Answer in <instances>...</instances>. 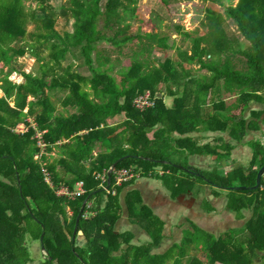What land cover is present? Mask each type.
<instances>
[{"label":"trees","instance_id":"trees-1","mask_svg":"<svg viewBox=\"0 0 264 264\" xmlns=\"http://www.w3.org/2000/svg\"><path fill=\"white\" fill-rule=\"evenodd\" d=\"M27 1L0 0V62L10 68L0 81L5 93L0 98V264H34L27 241L31 236L41 242L43 225L49 255L41 264H264V176L256 189L233 188L254 186L264 165V111L252 109L254 104L264 105V0H239L236 6L224 0H204L212 2L208 20L203 22L207 33L187 31L176 24L191 47L178 48L174 54L168 37L158 32L127 34L137 0H68L58 12L50 0H36L35 8ZM160 1L171 8L172 2L194 0ZM58 16L73 19V30L59 32ZM102 17L106 29H116L114 36L100 28ZM228 17L236 22L249 47L229 34ZM137 19L144 21L139 13ZM30 23L36 24L32 38L40 47L27 42ZM105 41L120 54L129 44L128 64H122L119 56V71L114 56L108 58L100 49ZM30 47L38 59L39 74L19 68V58ZM45 47L51 49L48 60L37 52ZM155 51L163 53L165 60L153 57ZM68 55L81 56L93 77L85 76L75 64L64 67ZM238 55L246 58L242 69ZM202 71L207 73L202 75ZM14 72L25 81L10 80ZM50 89L68 92L64 102L72 105L74 113L56 115ZM147 93L154 105L137 108L136 98ZM226 95L237 100L229 103ZM165 97L173 98L172 106ZM119 117L123 122L111 125ZM29 118H35L39 131L45 133L48 153L60 150L58 158L50 161L45 155L42 161L36 159L40 149L35 130L27 124ZM23 124L30 132L16 133ZM207 133H224L240 144L251 136V166L238 164L226 175L191 166L188 158L192 155L210 156L219 162L233 155L236 146L225 138L201 144L198 135ZM126 156L115 170H134L137 177L124 185L140 177L159 178L174 197L181 192L196 194L198 186L211 185L217 197H229L227 208L241 217L244 209H253L247 234L234 230L217 236L193 224L180 243L154 254L164 238V223L143 203L139 192L133 191L126 197L130 219L151 239L133 245L132 234L117 230L124 185L114 195L102 188V180L96 176L109 173ZM43 162L56 184L73 186L83 180L87 192L72 200L57 196L44 179ZM59 167L65 168V175L59 173ZM91 194L90 202L96 199L97 205L85 207L75 232L81 206ZM106 198L108 203L102 208ZM204 208L216 209L209 199ZM87 210L93 216H87ZM79 231L85 238L83 244L78 243Z\"/></svg>","mask_w":264,"mask_h":264},{"label":"rangeland","instance_id":"rangeland-1","mask_svg":"<svg viewBox=\"0 0 264 264\" xmlns=\"http://www.w3.org/2000/svg\"><path fill=\"white\" fill-rule=\"evenodd\" d=\"M68 0H50L51 5L56 9L58 12L61 5ZM227 5L234 4L235 6L239 3V0H224ZM172 7L167 8L162 4L160 0H137L135 4H133V7L136 8L137 12L135 14V17L131 19L130 22V28L127 32L128 35H136L138 32L142 31H155L161 34V36L168 37L167 44L171 47L174 46L173 51L171 53H175L178 48L188 50L191 47V42L190 40H185V36L181 35L180 32L176 29L175 25L180 24L183 25V27L186 28L187 31H193V32H198L200 34H205L207 33V28L205 27L203 22H207V14H208V8L211 1H204V0H194L191 2H186V1H176L172 2ZM27 4L29 7H37L38 1L36 0H30L27 1ZM105 5V3H104ZM221 8V7H220ZM221 10V9H220ZM224 10V9H222ZM138 13L141 14L144 17V21H141L137 19ZM73 19L70 21H66L61 16H58L57 18V29L59 32H64L66 30L72 31ZM226 28L229 32L230 35H232L237 42L239 43H244L245 47H249V43L245 40L243 37L242 33L238 29V25L234 20L231 18H227L226 21ZM100 28L106 32L107 34L114 36L116 34V29H106V22L105 19L102 17L100 20ZM29 36L27 42L36 45L40 47V45L35 41V39L32 38V34L36 32V24L35 23H30L29 24ZM236 42V43H237ZM101 51L103 52V55L106 57H113V61L117 63V71L121 69V64L118 60V57L121 56L122 58V64H128V61L126 57L129 55L130 47L129 44L124 46V54H120L119 51L115 48V46H112L108 42H102L99 44ZM123 46H120L123 48ZM40 54L43 57H46V59H49V55L51 53V49L48 47H45L43 50L42 48L40 49ZM153 57H156L159 61H164L165 56L163 53H159L157 51L154 52ZM79 59H75L74 57H71L68 55L67 59L63 61V66L66 67L70 64H75V67L83 73L85 76H89V78L93 77V72L91 71L89 66H84L83 65V60L81 56H78ZM237 61L240 63V69L246 67V58L243 56L238 55L236 58ZM37 57L34 56L32 53V48H29L28 53L24 56L19 58V68L21 71H26L27 73L33 72L34 74H39L40 72V65L37 61ZM196 70H198L199 67L194 66ZM10 68L5 66L3 62H0V81L5 77V75L9 72ZM19 71V72H21ZM19 72H14L10 80L17 82V83H23L25 81V77L22 76ZM199 72V71H198ZM206 74V71H202L203 75ZM197 74V75H200ZM87 88V87H86ZM90 90V89H87ZM50 94L53 99V103L56 105V115H62V116H68L74 113L75 109L72 107L71 104L65 105V99L68 96V92L63 93L60 89H50ZM5 97V93L2 90V83L0 82V98ZM226 100L229 103H234L237 100L236 96L232 95H226L225 96ZM165 102L168 106H172L173 104V98L171 97H165ZM12 106H15V102H11ZM35 122V118H31ZM123 122V118L119 117L115 119V121L111 122V125H119ZM259 137L261 134H257ZM203 139L205 142H214L216 143L219 138H227L230 140L231 138L227 134L219 133V134H214V133H207L203 135H198ZM258 137V138H259ZM251 139V137L249 138ZM250 141V140H248ZM49 158L50 161H52L54 157V153H48L46 154ZM243 157H249V153L243 154ZM46 163V162H43ZM120 170H115L113 177L116 179V174ZM109 174V173H108ZM109 179V175H108ZM109 181V180H108ZM127 182V181H126ZM124 182V183H126ZM124 183L122 185H124ZM120 185V186H122ZM206 187V186H205ZM104 190H107L106 188L102 187ZM211 189H208L205 191V194L209 195L211 193ZM198 188H196V191ZM87 192V190H86ZM63 198H66L67 200H70L69 197L63 196ZM96 199H94L95 201ZM215 200V199H214ZM221 202V201H220ZM86 206L91 207L92 205L86 204ZM222 207V205L220 206ZM70 209V208H69ZM68 209V211H69ZM188 220L194 221V224L200 225L202 227H205L206 229L211 230L212 232L217 233V235H222L221 233L225 232L228 230L231 226L230 224V219H222L220 220L219 214H217L216 217H214V214H207L206 217L201 216V213L198 212V208L194 209V211L189 212V217ZM183 225L185 227H188V221L184 219ZM190 227V226H189ZM188 227V229H189ZM177 232V234L175 233ZM170 238L168 239V244H171L173 242H181V237L183 235L180 234L179 231H174L171 232ZM83 235H79L78 238V243H84L82 239ZM27 245L31 250L32 256L35 259L34 264H41L42 258L45 256L44 252L42 250V245L40 241H35L31 236H29ZM155 251H158L155 250Z\"/></svg>","mask_w":264,"mask_h":264},{"label":"crops","instance_id":"crops-1","mask_svg":"<svg viewBox=\"0 0 264 264\" xmlns=\"http://www.w3.org/2000/svg\"><path fill=\"white\" fill-rule=\"evenodd\" d=\"M252 109L264 111V105L254 104L252 106ZM215 134H219V133H215ZM201 135L204 136V134ZM225 139L228 143H233V145L236 146L231 159L219 162L210 156L192 155L188 158V163L191 166L204 171L217 170L221 175H226L231 173L238 164H241L244 167L249 168L251 166V161L253 159V151L248 144L249 142L248 140L251 139H248L243 144L234 141L232 138L230 140H228L227 138ZM201 142H202L201 144L209 143V142H205L203 139H201ZM98 152L99 149L97 150L96 154ZM244 153L245 154L249 153V157H243ZM59 156H60V150L56 149L54 151V157L52 161L54 160V158L56 159ZM86 166L90 167L91 165L90 163H86ZM58 171L59 173L64 174L65 168L59 167ZM157 171L160 174H162L163 172L161 169H158ZM69 177L70 175H67L66 178ZM197 188L198 190L196 191V194L192 192H181L174 197L172 195V192L163 183V180L159 178L140 177L135 179L132 183L125 184L122 187L120 193V205L122 210L120 212V221L117 226L118 233L132 234L133 239L131 243L133 245H142L151 240L146 230L143 229L139 223H134L130 219V217H132V213L130 212V207L126 202V197L128 196V193L133 191H138L139 194L141 195L143 203L148 207V209L152 211L154 216L159 218L164 223V229H163L164 238L162 239L160 245L153 249L152 252L154 254L165 253L174 244L179 243V242H173L171 244H168V239L170 238V234H172L171 232L174 231L175 229L176 231H179L180 234L183 235L184 237L185 230L188 229L189 226L191 227V225L194 224V221L188 220L189 212L194 211V209L197 208H198V212H200L201 216L203 217H206L207 214H214V217H216L217 214H219L220 220L230 219L229 220L231 224L230 228L221 234H227L234 230H237L240 232V234H243L244 230H246L247 225L250 222V219L253 217V209L251 207L244 209L241 217L238 212L229 210L227 208L229 202V197L227 195L223 194V196H219V197L216 196L215 187L208 184H204L202 186H198ZM210 188H212L211 193L209 195L205 194V191ZM224 193L227 194L228 191H224ZM206 199H209L212 202V204L216 208L214 211H208L204 208V202ZM107 203H108V199L106 198L104 200V204L102 208L105 207ZM87 204L95 206L97 205V200L91 202L89 201L87 202ZM221 205L222 207H220ZM137 208L140 209L139 205ZM71 212L72 211L69 209V216H71ZM86 213L87 216H93L94 214V212H92L91 210H87ZM136 214L138 213L135 211L134 216H136ZM184 219L188 221L189 224L188 227H185L183 223H181L184 221ZM198 226L211 234L217 235V233L212 232L211 230L206 229L205 227H202L200 225ZM175 233L177 234V232ZM245 234H247V230ZM217 236H221V235H217ZM183 237H181V240H183ZM82 239L85 243V238L83 236ZM157 249L158 251H155Z\"/></svg>","mask_w":264,"mask_h":264},{"label":"built area","instance_id":"built-area-1","mask_svg":"<svg viewBox=\"0 0 264 264\" xmlns=\"http://www.w3.org/2000/svg\"><path fill=\"white\" fill-rule=\"evenodd\" d=\"M149 93H147L144 96H139L136 98L135 103L137 105V108L144 109L146 107H150L154 105L153 100L149 99ZM27 124L32 127L35 132V140L38 143V147L40 149V153L36 156V159L39 161L43 160V157L48 152V145L46 144L44 140L45 133L39 131V128L36 124V122L33 121V119L29 118L27 121ZM27 124H23L22 126L18 127L16 129V133L18 134H28L30 132V127L27 126ZM42 171L44 175L45 181L55 190V194L57 196L63 197H69L70 200L75 199L81 195H84L86 193L85 188V182L83 180H78L75 182L73 186L67 184V183H55L54 175L53 173L48 169L47 163L42 164ZM99 179L102 180L101 186L107 189L108 186V172L106 173H99L96 175ZM137 177L134 170L129 169H120V171L116 174L115 183L112 185L108 190V192L116 195L118 192V187L122 185L124 182L129 181L132 178Z\"/></svg>","mask_w":264,"mask_h":264},{"label":"water","instance_id":"water-1","mask_svg":"<svg viewBox=\"0 0 264 264\" xmlns=\"http://www.w3.org/2000/svg\"><path fill=\"white\" fill-rule=\"evenodd\" d=\"M128 157H129V156H126V157L121 158V160H120L119 162H117V163H116V164L110 169L109 174H108V175H109V181H108L107 189H109V188L111 187V185H112V182H113V174H114V171H115L117 165H118L121 161H123L124 159H126V158H128ZM135 158L146 159V158L141 157V156H135ZM192 173H193V174H197V173H194V172H192ZM263 176H264V165L261 167V169H260L259 172H258V175H257V182H256V184H255L254 186L249 187V186H245V185H239V186H235V187H233V188H234V189H249V188L256 189V188H258V187L260 186V184H261V180H262ZM92 196H93V194H91L89 197H87V198L84 200V202H83V204H82V206H81L80 212H79L78 217H77V226H76V230H75V232L78 231V223H79V221H80V218H81V216H82V213H83L84 210H85V207H86L87 202L90 201V199H91ZM43 228H44V232H43V235H42V237H41V245H42V250H43V252H44V255H45V257H46V256L49 255V253H48V251H47V249H46V246H45V237H46V234H47V232H46V230H45V225H43ZM79 235H83V232H82V231H79ZM50 259H51V258H50Z\"/></svg>","mask_w":264,"mask_h":264}]
</instances>
